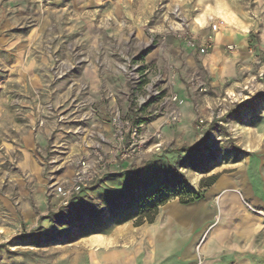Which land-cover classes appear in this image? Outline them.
Listing matches in <instances>:
<instances>
[{"label":"rangeland","instance_id":"rangeland-1","mask_svg":"<svg viewBox=\"0 0 264 264\" xmlns=\"http://www.w3.org/2000/svg\"><path fill=\"white\" fill-rule=\"evenodd\" d=\"M185 32L213 48H187ZM235 35L243 41H225ZM116 110L143 125L144 153L62 206L51 179L71 180L85 149L112 138ZM255 160L264 162V0H0V264H94L168 216L200 227L211 200L194 245L203 264L217 184H247Z\"/></svg>","mask_w":264,"mask_h":264},{"label":"crops","instance_id":"crops-1","mask_svg":"<svg viewBox=\"0 0 264 264\" xmlns=\"http://www.w3.org/2000/svg\"><path fill=\"white\" fill-rule=\"evenodd\" d=\"M242 39L235 35L225 41L239 44ZM62 158L66 165L69 157ZM248 171L247 184L235 178L217 184V221L200 249L203 264H264V218L249 212L237 193L243 192L264 211V162L255 160ZM39 174L41 177L42 169ZM211 202H206L198 216L200 227L192 226L191 221L177 226L175 217L168 216L164 222L139 228L135 245L125 244L103 255L95 253L94 264H196L194 245L197 235L213 220Z\"/></svg>","mask_w":264,"mask_h":264},{"label":"built area","instance_id":"built-area-1","mask_svg":"<svg viewBox=\"0 0 264 264\" xmlns=\"http://www.w3.org/2000/svg\"><path fill=\"white\" fill-rule=\"evenodd\" d=\"M224 21L215 22L213 31H218ZM187 48L197 50L200 54H208L213 48L212 40L199 42L197 35L185 32L183 34ZM232 49V47H230ZM199 87L202 85L196 82ZM206 91V88H202ZM171 103L181 104V99L171 96ZM112 138L106 140L103 136L94 145L88 146L84 154L76 162L71 180L57 182L51 179L49 189L64 207L69 206L72 199L101 180L110 170L124 163L139 158L144 153L150 139L143 132V125L129 126L116 110L111 118Z\"/></svg>","mask_w":264,"mask_h":264},{"label":"trees","instance_id":"trees-1","mask_svg":"<svg viewBox=\"0 0 264 264\" xmlns=\"http://www.w3.org/2000/svg\"><path fill=\"white\" fill-rule=\"evenodd\" d=\"M218 179V176H211L208 180H207V186L211 187L212 185H214L216 183ZM201 198L200 194H194L189 200L185 201L186 203H190V202H194L196 200H199ZM168 200V198H164L162 200H160L158 202V204L154 205L150 211V214L147 216L149 223H154L156 216L159 213V207L162 206L166 201Z\"/></svg>","mask_w":264,"mask_h":264}]
</instances>
